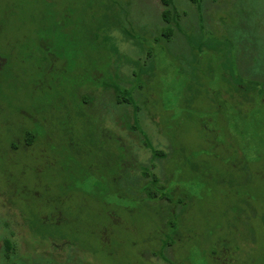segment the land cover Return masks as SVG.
<instances>
[{
    "label": "rangeland",
    "instance_id": "obj_1",
    "mask_svg": "<svg viewBox=\"0 0 264 264\" xmlns=\"http://www.w3.org/2000/svg\"><path fill=\"white\" fill-rule=\"evenodd\" d=\"M168 2L167 25L161 0H0V264H216L223 248L228 264H264V0ZM82 11L88 37L70 27L76 44L65 49L56 31L53 72L29 75L38 61L18 47L46 31L31 19L70 12L77 24ZM60 62L74 66L66 88L78 90L87 127L73 113L66 131L63 111L46 108ZM115 92L131 100L134 131ZM117 147L119 180L145 171L183 193L178 239L156 204L106 181ZM41 216L53 239L34 232Z\"/></svg>",
    "mask_w": 264,
    "mask_h": 264
},
{
    "label": "trees",
    "instance_id": "obj_2",
    "mask_svg": "<svg viewBox=\"0 0 264 264\" xmlns=\"http://www.w3.org/2000/svg\"><path fill=\"white\" fill-rule=\"evenodd\" d=\"M161 1L164 7L167 8L162 13V19H163V22L168 25L171 20V12L168 9L169 2L168 0H161ZM57 15L58 13H55V15L44 14L41 19H38V20L31 19V22L34 23L36 27L38 26V28H43V30H46V31H44L42 34L37 33L36 38L34 39L29 38L30 41L28 40L25 44H21L18 47V49H20V52H22L21 54L26 53V55L28 56V59L32 57L33 59L36 58V60L38 61L36 65L32 64V65L27 66L28 67L27 70L29 71V75L31 74V76L33 74H36V75L44 74L45 76H48V74L53 72V68H54L53 66L56 65V62L54 61V59H51L50 55L51 53H55L54 51H56V48H55L56 39L55 38H57V35L56 36L53 35L56 31H61L59 34L60 36L59 40H61V42L63 43L62 46L65 49H70L72 48V46H75L76 44L75 43L72 45L71 43L73 41L71 38L73 31H71L70 27H75V31H76V27H79L77 30H81L83 28L85 32V37H88L89 35L87 34L88 27L86 26L87 25V22H86L87 12L82 11L80 13V17L78 18L77 24H75V22H73L72 20L68 21V18L72 19L70 12H69V15H67V13L63 14L62 22L51 21V20H54V17L57 18ZM51 16H53V18H51ZM161 33H162V36L166 39H171L174 36L172 28H166ZM74 35H75V32H74ZM78 36H79V33H78ZM85 43H88V41ZM89 46H92L93 50L97 53L100 51V48H103V51H105V54L107 56H113V55L116 56L115 50L113 49V47H110V43L106 41L100 44L96 43L95 41H92L91 44H89ZM77 47H78V43H77ZM77 47L76 49H78ZM65 53H68V52H65ZM100 53H102V51H100ZM60 55L63 56V52L60 53ZM147 55H148V60H149L150 53H147ZM109 60H111V62H109L110 66L113 67L112 57H110ZM59 64L61 65V66L58 65L59 67L58 74L60 75V77L56 79L54 82V85L56 84L58 86L57 90H59V93L55 89V87L54 89L57 91L56 95L55 94L51 95L48 93L51 99H50V104L46 105V108L48 109L49 107L53 106L56 112L60 113L63 111L64 115L62 116V119L59 120L58 124L60 127H62V129H65L66 131H67L66 125L74 119V117H72L73 113H77L79 116V119L77 120L75 119V120L80 122V124H82L83 126L87 127L88 122L85 121L86 117H83V114L81 112L83 108H82V104L80 103V99L77 94L78 90H75V92L70 91V90L67 91V88H66V87H70V85H69V82L67 83L65 81V79L66 78L69 79L74 75V66L70 67L64 62H60ZM132 65L139 68V74L137 75L136 73H133V76L137 78L138 76L139 78H141L140 76H145L146 82L151 81V79L145 74L146 73V70L144 67L145 63L143 64V66H140L137 60L135 62L130 60V62H128V66L132 67ZM94 79H98V78L94 77ZM108 83L111 84V82H108ZM107 87H104V88H107ZM125 92L127 93L128 91H125ZM71 96L73 98H71ZM113 101H114V104H116L119 107V109H121V113L122 114L125 113L124 116L127 118L125 122V128L127 126L126 130L134 131V128L130 124V115L126 112V109L132 106L131 100L128 97H126L124 94L120 92H115L113 94ZM67 104H70L71 106L67 107ZM47 109L46 111H48ZM66 131L64 132L65 134L67 133ZM25 141L28 147L33 146V144L36 143V139L34 138L33 135L27 136ZM117 148L119 149L118 152H120V154L117 153V155H115V159L112 162L108 163L109 168L107 169L109 170L107 171L109 174L108 176H106V181L113 182V183H120L121 180L124 179V181L128 182L127 185L129 186V189H127L125 193L131 195L130 197L136 198L137 196H139L147 200L148 201L147 203H153L154 205L156 204L159 211H162V213L165 212L166 214V219L163 220L164 227H166V229L168 228V234L166 235V237L169 238V241H174L178 239V237L181 235V232L178 231L177 225L181 226L182 224L181 218L183 215V211L179 210V207H180V201H179L180 197L179 196H182L183 193H181L180 190L178 194L174 193L175 191L168 192L167 187L160 183L159 177H157L155 174H151L150 176L145 171H143L137 177H135V175L126 174L125 176L122 177V179L119 180V177L124 170L123 165L125 162L124 161L125 155H124L123 148L121 147H117ZM156 156L160 157L163 155L161 154V152L157 151ZM153 164H152V167L154 168ZM134 177L135 179L137 178V180L135 179L133 180ZM150 179L152 180V183H149ZM110 193L112 195H115L116 197L121 196V194L117 192L110 191ZM173 214L175 215L174 217H172ZM30 219H31L30 222L32 224V228L34 229V232L37 233V235H40L42 238H47V237L50 239L54 238L52 233H49L46 228V226L48 225L45 224L46 222L45 218L43 219V217L41 216V217L35 218L37 220H34L32 217ZM155 241L157 244H159L160 237L156 236ZM168 242H166V246ZM74 244L76 245V243H73V245ZM9 250H11V246H10V243L7 242V251ZM218 254H219L218 259L217 260L215 259L216 264L230 263L231 256H232L231 250L223 248L218 251Z\"/></svg>",
    "mask_w": 264,
    "mask_h": 264
}]
</instances>
